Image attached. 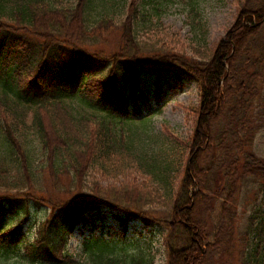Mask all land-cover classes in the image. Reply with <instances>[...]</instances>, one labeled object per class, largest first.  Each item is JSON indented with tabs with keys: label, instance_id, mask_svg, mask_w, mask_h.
Wrapping results in <instances>:
<instances>
[{
	"label": "trees",
	"instance_id": "1",
	"mask_svg": "<svg viewBox=\"0 0 264 264\" xmlns=\"http://www.w3.org/2000/svg\"><path fill=\"white\" fill-rule=\"evenodd\" d=\"M116 1L0 0V264H155L146 230L167 264H264V0H235L195 57L141 39L155 0H125L120 21ZM188 81L197 124L170 144L152 121ZM130 173L143 181L101 185Z\"/></svg>",
	"mask_w": 264,
	"mask_h": 264
},
{
	"label": "rangeland",
	"instance_id": "2",
	"mask_svg": "<svg viewBox=\"0 0 264 264\" xmlns=\"http://www.w3.org/2000/svg\"><path fill=\"white\" fill-rule=\"evenodd\" d=\"M126 5L125 0L116 1V8L113 14L118 21L124 16ZM193 6L199 9L200 13L199 18L195 22L196 27L191 23L194 21V16H190V10ZM238 12L235 0H155L154 19L148 24L147 31L141 33V39L148 40L154 47L157 46L158 52L195 57L194 49H199L200 47L204 49V46L214 48L226 37L235 22ZM119 37L118 32H109L107 42L109 48L117 45ZM199 94L200 90L194 82H186L185 91L170 98L163 109V114L153 119L152 128L156 133L159 132L166 136V141H169L170 144L174 143L177 145L178 140H189L193 136L197 124V113L195 110H197L200 103ZM263 96L257 103L258 107H264ZM253 151L260 157H264V131L256 138ZM108 179L105 180L103 178L101 185L119 187L120 184L127 180L129 183L134 182V179L140 180L139 182L143 181L140 176L135 177L133 173L128 176L123 174L117 179ZM240 199V224L244 226L248 216L249 201L244 199L243 196ZM32 216L36 220L42 221L41 219L46 216V209L34 208ZM109 216L108 222L117 227V221L111 217V214ZM110 224L106 228L107 232L114 229ZM22 225L27 228L28 223L24 222ZM14 226H18V223L14 224ZM109 233L113 234L114 231ZM138 233L140 232L137 231L134 234L137 235ZM143 233L148 239L154 237L152 239L151 254L154 256L155 264H167L166 249L162 238L159 235H152L149 230L143 231ZM82 240L83 238L78 234L71 238L70 252L72 254L76 255L81 252ZM235 257L237 255L230 260L226 256L223 261H220V264H238Z\"/></svg>",
	"mask_w": 264,
	"mask_h": 264
}]
</instances>
